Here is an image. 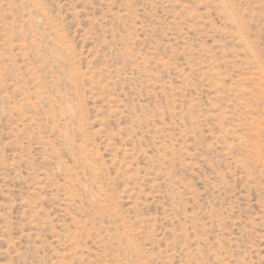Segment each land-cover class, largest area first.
I'll return each instance as SVG.
<instances>
[{
  "label": "rangeland",
  "instance_id": "1",
  "mask_svg": "<svg viewBox=\"0 0 264 264\" xmlns=\"http://www.w3.org/2000/svg\"><path fill=\"white\" fill-rule=\"evenodd\" d=\"M0 264H264V0H0Z\"/></svg>",
  "mask_w": 264,
  "mask_h": 264
}]
</instances>
